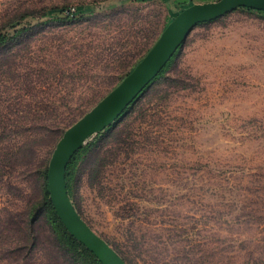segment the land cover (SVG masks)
<instances>
[{
	"label": "rangeland",
	"instance_id": "1",
	"mask_svg": "<svg viewBox=\"0 0 264 264\" xmlns=\"http://www.w3.org/2000/svg\"><path fill=\"white\" fill-rule=\"evenodd\" d=\"M184 9L169 0H0V31L22 30L0 49V120L35 151L30 171L0 183L2 214L40 206L42 171L65 131ZM115 124L120 134L80 163L71 200L126 264H264V11L197 26ZM35 229L30 264H68L44 214Z\"/></svg>",
	"mask_w": 264,
	"mask_h": 264
},
{
	"label": "water",
	"instance_id": "2",
	"mask_svg": "<svg viewBox=\"0 0 264 264\" xmlns=\"http://www.w3.org/2000/svg\"><path fill=\"white\" fill-rule=\"evenodd\" d=\"M264 11V0H217L194 3L165 27L157 41L135 68L92 110L65 131L48 168L50 198L67 231L102 264H126L119 253L82 218L67 187V168L73 157L97 136L116 123L152 81L162 72L192 31L238 9Z\"/></svg>",
	"mask_w": 264,
	"mask_h": 264
},
{
	"label": "trees",
	"instance_id": "3",
	"mask_svg": "<svg viewBox=\"0 0 264 264\" xmlns=\"http://www.w3.org/2000/svg\"><path fill=\"white\" fill-rule=\"evenodd\" d=\"M119 14H121V12L117 8L112 11L110 16H116ZM16 21H18V19H16ZM206 24L208 23H203L200 25ZM21 32L22 30L17 32V34L13 35L12 37L9 34L0 31V49L4 46V48L6 49L10 38L15 39ZM158 38L159 37H156L155 40H157ZM151 47L146 51L145 55L151 49ZM179 50L172 57V59L162 70V72L143 91V93L146 92L155 82L166 75L168 69L174 64ZM142 58L140 59V61L142 60ZM140 61H138V63ZM129 73L130 72H128L126 76ZM132 105H130L128 109ZM75 123L76 122L70 125V127ZM8 127L9 125H5L2 120H0V183L6 182L7 180L11 179L13 174L19 171L21 166H27V168H23V171H30L32 166H28L31 165L34 161L35 155V151L33 150L34 141L24 142L20 140L17 141V139L12 140L11 137H9L10 131ZM11 127L14 130L15 126L12 125ZM120 132L121 131H119L118 127L114 123L111 127L99 133L93 140V142L82 148L73 157L68 165L66 176L70 198H72L73 195L74 180L79 170L80 163L85 158L91 156L90 154L98 148V143L101 140L106 137H114L116 135H119ZM42 178L44 182V199L39 207L33 206L27 212L20 213L7 212L6 214H2V212H0V264H30L31 254L38 246V235L35 229V222L40 214H44L46 223L51 230L53 238L50 240V243L52 245V248L57 252V255L59 257H62L64 259V262L68 264H102L92 252L87 250V248L83 244L78 242L73 236L69 234L63 222L58 217V214L50 198L48 167L44 168V170L42 171Z\"/></svg>",
	"mask_w": 264,
	"mask_h": 264
},
{
	"label": "crops",
	"instance_id": "4",
	"mask_svg": "<svg viewBox=\"0 0 264 264\" xmlns=\"http://www.w3.org/2000/svg\"><path fill=\"white\" fill-rule=\"evenodd\" d=\"M171 4L180 7H187L186 3L191 2L190 5H192L193 0H169ZM212 0H200L199 3H204V2H211Z\"/></svg>",
	"mask_w": 264,
	"mask_h": 264
}]
</instances>
